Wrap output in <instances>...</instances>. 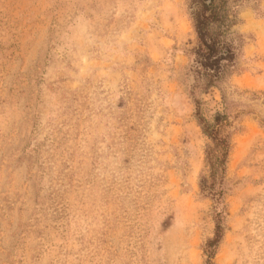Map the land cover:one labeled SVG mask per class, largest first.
Listing matches in <instances>:
<instances>
[{"label": "rangeland", "instance_id": "rangeland-1", "mask_svg": "<svg viewBox=\"0 0 264 264\" xmlns=\"http://www.w3.org/2000/svg\"><path fill=\"white\" fill-rule=\"evenodd\" d=\"M190 0H0V264H204L221 91ZM216 264H264V0H245ZM228 91V92H229Z\"/></svg>", "mask_w": 264, "mask_h": 264}, {"label": "trees", "instance_id": "trees-1", "mask_svg": "<svg viewBox=\"0 0 264 264\" xmlns=\"http://www.w3.org/2000/svg\"><path fill=\"white\" fill-rule=\"evenodd\" d=\"M244 1L190 0L191 22L196 35L195 45L190 49L192 68L203 81V89L218 88L222 97V109L211 120L204 116L200 100L195 101V115L207 138L199 189L216 204V227L213 237L204 245V264H216L214 258L224 237V198L232 148L231 128L240 114L235 110L232 92L229 91V79L237 70L241 46L232 38V28L239 23V7Z\"/></svg>", "mask_w": 264, "mask_h": 264}]
</instances>
